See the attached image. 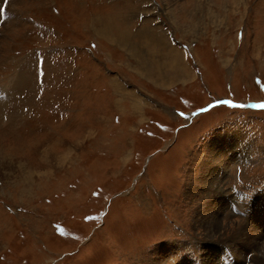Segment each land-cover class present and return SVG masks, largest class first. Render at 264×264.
<instances>
[{
  "label": "rangeland",
  "instance_id": "1",
  "mask_svg": "<svg viewBox=\"0 0 264 264\" xmlns=\"http://www.w3.org/2000/svg\"><path fill=\"white\" fill-rule=\"evenodd\" d=\"M263 242L264 0H0V264Z\"/></svg>",
  "mask_w": 264,
  "mask_h": 264
},
{
  "label": "bare ground",
  "instance_id": "2",
  "mask_svg": "<svg viewBox=\"0 0 264 264\" xmlns=\"http://www.w3.org/2000/svg\"><path fill=\"white\" fill-rule=\"evenodd\" d=\"M204 184V183H203ZM206 186V185H205ZM209 187V186H208ZM210 189V188H209ZM201 191V190H200ZM197 194V193H196ZM200 194V193H199ZM204 209V208H203ZM216 213V212H215ZM212 215V214H211ZM206 218V217H205ZM204 218V219H205ZM206 220H207V218H206ZM211 221V220H210ZM210 223V222H209ZM210 227V226H209ZM246 229H248L247 227H245ZM245 229V230H246ZM242 230V229H241ZM250 231V230H249ZM241 234H244V229H243V231H242V233ZM210 237H213V235H211ZM254 238V237H253ZM214 239V238H213ZM245 241V240H244ZM258 242H260V241H258ZM257 241L256 242H253V244H257L258 243ZM264 243V242H263ZM246 245V244H245ZM187 246V245H186ZM173 249V248H172ZM170 250V249H169ZM185 250V249H184ZM197 250V249H196ZM256 250V249H255ZM162 251V250H161ZM186 251H188V250H186ZM262 251L264 252V249H262ZM197 252V251H196ZM157 253H158V251H157ZM238 253V252H237ZM193 255V254H192ZM196 256V255H195ZM161 257V256H160ZM172 257H173V255H172ZM192 258H194L193 256H192ZM158 259H160V258H158ZM196 260H198V259H196ZM193 261V260H192ZM241 262V261H240Z\"/></svg>",
  "mask_w": 264,
  "mask_h": 264
}]
</instances>
